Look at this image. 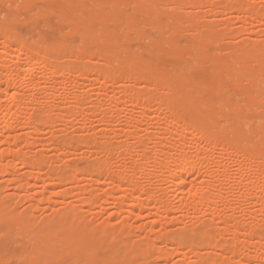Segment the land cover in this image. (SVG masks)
Here are the masks:
<instances>
[{
  "label": "bare ground",
  "instance_id": "1",
  "mask_svg": "<svg viewBox=\"0 0 264 264\" xmlns=\"http://www.w3.org/2000/svg\"><path fill=\"white\" fill-rule=\"evenodd\" d=\"M25 1L22 14L26 18L21 23L17 20L16 24H19L17 29L0 26V71L3 72L5 70L1 69L10 66L6 69L8 71L6 74L0 73V83L5 84V88H0V93L10 99V104L2 107L0 114L2 115L0 120L3 121L1 132H8L14 127V122L18 123L20 116L24 117L23 114L29 106L27 103L29 100V102L33 100L36 107L31 109L33 111L26 118L25 124H33L39 117H42V114H45L46 118L43 117L41 120H46L48 117L49 121V117L52 116H49V110L48 115L46 114L47 108L50 109L53 106L51 102L47 101L46 94L39 100L36 96L34 97L39 86L38 82L32 81L31 78L36 74L38 62L45 64L44 62L48 60L52 64L51 61L56 60L57 62L60 55H64L68 59V64L64 65L65 68L63 67L66 74L72 73L74 67L78 65L80 69L76 77H81L82 72L92 69L95 75L103 78V83L114 81L116 78L124 80V82L127 81L131 85L142 82L141 88L126 90L117 98L113 96L115 99L109 97L112 98L111 106L116 110L111 117L99 112V121L108 124L107 131H109L115 116L120 115L118 112L120 113L123 105L128 101L132 102L136 112L130 122L132 129H129L130 134L128 135L129 137L131 135L132 139L134 138L138 143L135 142L137 145L133 152H127V163L115 171L116 177L114 178L110 176V173L114 171L109 166V146H101L102 149L99 153L101 156L94 160L90 171L88 170L94 181L99 177L110 178V184L121 192L119 208L125 212L130 213L126 201H130L135 208H140L143 205L147 208L153 204L158 216L162 217H168L169 212L174 208L169 202L162 199L159 190L157 192L158 187L156 189L154 186V181L170 183L183 201L182 206L177 208L182 216L175 218V222H180L183 226L193 225L197 222V216L200 213L204 214V218L210 223L222 224L225 227V231L220 233L217 240L212 241L208 234L201 235V244L199 241L198 243L199 247L203 249L202 253H197L196 242L190 241L191 238L186 237L190 242H187L188 245L185 248L193 256L192 263H217L222 250L232 244L231 246H236L234 250H226L236 252V256L240 257L239 260H254L257 264H264V32L258 34L260 38H253L250 44L243 42L238 46L229 45L225 47L223 53L218 54L216 50L221 38L225 34L228 37V33L230 37V34L233 35V33H230L231 31L229 32L225 25L223 28L222 26L218 27L217 24L203 23L197 19L194 12L195 9L200 10L208 7L209 9L206 8V11L202 10L206 15L212 8L221 4L224 10L221 9L223 11L220 13L224 14V12L234 10L239 14L235 15L234 19L263 25L264 4L252 8L248 4L251 2L247 0H226L225 2L223 0L219 2L220 4H216L212 0H133L135 6L131 7V2L128 0H62L63 6L61 5L62 7L59 8L53 3L61 0H45L39 8L38 3L31 0ZM109 3L113 7L107 10L105 5ZM165 4L166 6L167 4L172 5L179 10L169 11L170 13L167 15L165 14L167 9L163 10ZM214 4H216L215 7ZM249 7L252 11L249 10ZM38 9L44 14L42 21L44 23L46 21L45 25L49 26L44 39L45 48L43 45H40L41 48L38 47V41V45L34 41L33 44L26 43L21 34L23 31H33L32 29L36 27L33 25L31 14L34 11H39ZM248 11H250L249 15ZM5 13L7 12L3 11V14ZM79 13H83V15H79ZM154 13H156L155 19L160 21L158 26H155V28L157 27L155 31H160L159 34L162 33L161 40L164 39L165 42L162 43L161 40L157 42L147 36L150 40V48L147 51L145 49L143 54H134L130 45L131 41L123 40L117 24L125 21L129 24L128 29L133 28L131 31L138 32V22L142 21L145 24L144 22H148ZM243 13L245 18L240 17ZM12 17L14 18V14ZM81 17H84L83 21L80 20ZM56 18L61 25H68L69 36L62 37L58 34L61 26L54 24ZM147 24L149 25V22ZM12 25L10 26L12 27ZM226 31L228 32L226 33ZM186 32L189 34L185 35ZM164 33L168 34L166 38ZM76 36H81L82 41L72 48L70 41ZM181 37L184 39H179ZM184 41H186V45H183ZM12 49L15 50L12 56L16 58L14 61L10 59L12 55L10 50ZM57 55H59L58 58ZM22 56L26 61L19 58ZM91 56L105 60L103 62H107L106 66L108 67H94L92 64L90 66L88 61ZM112 60H115L114 63L119 66L116 67L112 62L109 64ZM9 62L12 63V66L8 65ZM54 64L57 63L54 62ZM56 66L55 68H57ZM55 68L51 70V74L55 73ZM20 81L31 91L29 94L31 96L27 95L29 100L27 96L18 97L14 92V87ZM43 88L49 95L55 91L53 85H46ZM32 96L34 99L31 100ZM235 96H240L238 102L234 99ZM259 98L261 99L260 103L258 102ZM80 101L79 97H76L71 107H78ZM31 105L29 107L34 106ZM151 106H155L153 113L156 120L150 124V127L145 128L143 125ZM71 107L68 108L71 109ZM38 108L42 110L39 113ZM62 116L61 114L60 117L62 118ZM60 117L56 119L62 120ZM220 118L230 123L225 129L223 126L219 127L218 120ZM41 120L39 118L40 122L38 123L44 122ZM238 121H247L246 125H248L250 135H246L243 125L237 123ZM149 128H152L153 131ZM226 130L230 131L233 137H227L226 132L228 131ZM148 131L159 139L153 142H144L142 138V140H138L140 132ZM9 136L6 139H9ZM57 138L59 139L58 136ZM70 139L66 140L69 144L71 143ZM172 139H175V142H172ZM23 142L29 146L34 145L30 133ZM64 148L59 149L66 152V148L65 150ZM127 149H131V145L122 140L115 154L127 151ZM18 152L19 149L14 155H17ZM35 153H32L31 150L28 153H22L18 158L20 167L28 168L29 171L34 168L38 169L40 161L46 166L53 163L49 157L41 159L38 157V152ZM68 153L67 155H69ZM229 155L231 156L227 158ZM16 163L14 161L12 164L8 163L2 169L0 168L1 175L9 174L15 168ZM227 163L233 165V169L229 173L225 168ZM58 165L49 166V168L52 167L55 172ZM64 167H59L58 170L64 169ZM249 167L252 168V172L246 173L245 171ZM64 173L67 174V171ZM30 174L29 176H31ZM60 175L58 174L57 177L53 173V176L57 178L48 175L45 185H54L56 181L65 183L69 180L68 176H63V173L62 176ZM140 178L143 179L144 184H141ZM21 184L20 186L27 192L29 187L26 189L25 186H28V182H25V185ZM92 188L93 186H91ZM184 191L189 195L186 198L183 194ZM142 195H145V198L139 200ZM157 196H161V198H157ZM92 197L86 196L84 199L93 205L94 196ZM189 197L190 199H188ZM86 201H82V204ZM252 201L253 208H250L248 206ZM232 210H239L242 217L234 218ZM72 215L73 211H68L60 218L53 214L52 217L55 216L56 219L51 217L44 220L46 216L42 219L45 221L44 223L40 220L43 227L39 226L40 223L38 227H35L22 218L0 215L1 225L2 223L6 224L2 225L3 230H1L6 233L0 232L9 237L10 235L7 234L11 233L12 237V233L16 234V231L21 238L28 235L33 246H31L33 250L30 251H34L31 252L33 254L31 259L39 264L43 260L49 261L50 264L53 261L58 263L65 258L71 260L69 264H78L77 261L80 257H85L91 264H98L102 259V264L104 261H107L106 264H126L128 259L142 254L139 247L146 240L135 239L131 245L124 247V250L120 248L119 252L122 250V255L118 262H110L107 257L104 260L105 258L102 257L104 254L107 255L105 243L120 237L126 231L127 223L123 222L115 228H109L103 224V231L100 235H96L92 232L89 223L86 224ZM40 227L42 233L38 230L41 229ZM230 234L232 238L228 236ZM159 237L161 239L162 235ZM196 240H198L197 236ZM187 243L186 240L179 237L176 240H171L168 246H159L156 251L159 253V257L166 258L168 256L166 250L173 249L175 252ZM146 247L147 249L152 248V244L146 243ZM210 250L216 251L214 256L210 254ZM246 250H252L253 253L249 252L248 254L245 252ZM26 259L27 256L24 260ZM63 260L62 262H64ZM178 264L188 263L181 259Z\"/></svg>",
  "mask_w": 264,
  "mask_h": 264
},
{
  "label": "rangeland",
  "instance_id": "2",
  "mask_svg": "<svg viewBox=\"0 0 264 264\" xmlns=\"http://www.w3.org/2000/svg\"><path fill=\"white\" fill-rule=\"evenodd\" d=\"M22 1L1 0V4H0L1 27L12 28L13 30L14 29L16 30L19 25L16 24L17 20L20 23L25 20L26 17H23L22 8L24 7V2L26 3V1L25 0ZM31 1L35 2L36 4L38 3V7L40 8L45 0H31ZM128 1L131 2L130 3L131 7L135 6L133 0H128ZM212 1L215 2L216 4L217 3L220 4L219 2H222L223 0H212ZM225 1L226 0H224V2ZM247 1L251 2L248 4H250L249 6H252V8H257L258 6L264 4V0H247ZM216 4H214L213 6L215 7ZM53 5L60 8L63 6V1L62 0L55 1ZM219 6L222 7L219 8ZM111 7H113L111 3L105 5V8L107 10L111 9ZM165 8L167 9L165 14L167 13L169 14L170 13L169 11L172 12L173 10H179L178 8H175L174 6L172 5L170 6L168 4L167 6L165 4L163 10H166ZM205 9L201 8L200 10L199 9L194 10L198 20L202 21L203 23H207L209 25L217 24L218 27L219 26L223 27V25H225L229 29L228 31L229 32L231 31L230 33H233V35L230 34V37L228 33V37H226L227 34H225V36L221 38V41L219 42V46H218L219 50L218 49L216 50L218 54L223 53L225 51V47L229 45L238 46L240 44H243V42L246 44H250L253 41V38L257 39L260 36L258 34L264 32V24L258 25L253 22L246 23L247 20L246 22H242L234 19L235 15L237 16L239 15L234 10L233 11L231 10L232 13H229L231 11L224 12V14L222 12L220 13V11L224 10L223 5L221 4L215 8H212V10H210V12L211 11L212 12L210 13L208 11L207 13L209 14L206 15H204L202 11V10L204 11L207 10ZM218 9L219 11L217 12ZM38 10L39 11H34L35 14L34 12H32L31 14L32 20L34 21L33 25H36V27L32 29L33 31H28V32L23 31L21 34H22V39L26 43L33 44L34 42H36L37 44L39 42L38 47L41 48V46L43 45L45 48L46 46L44 44V39L46 34L48 33L49 26L45 25L47 24L46 21L45 23L42 21V19H44L43 17L44 14L40 11V9ZM187 10H189V8H187ZM249 10L252 11L250 7ZM3 11L7 13L3 14ZM250 11L247 12L248 15ZM244 13L246 15V11ZM244 13L240 15L241 18H245ZM12 14H14V18L12 17ZM155 14L156 13H154L150 18V20L148 21L150 26L147 24L148 22H144L148 26L143 24L142 21L138 22V32L131 31L133 30V28L128 29L129 24L125 21L117 24L119 32L122 34L123 40L129 39L131 41L130 45L132 47L131 49L134 54H138V55L143 54L145 52V49L147 51V49L150 48L149 46L150 40H148V37L149 38L152 37V39H154L157 42L161 40L162 33L159 34L158 32L160 31H155L157 29V27L155 28V26H158V22H160L155 19L156 17ZM79 15H83V13H79ZM80 20L83 21L84 17H81ZM54 21H55L54 24L56 26H61L60 27L61 30L59 29L58 34L62 37L69 36L70 29L68 28V25L66 24L61 25L57 18L54 19ZM10 25H12V27ZM166 29L167 28L165 27V30ZM228 31H226V33ZM187 34L189 33L186 32L185 35ZM167 36L168 34L164 33V37L166 38ZM90 38L93 39L92 36H90ZM179 39L183 40L184 37H181ZM81 41H82L81 36L73 37L70 41L71 42L70 45L73 48L79 45ZM161 41L162 43L165 42L164 39ZM183 45H186V41L183 42ZM14 53H15L14 49L10 50V54H12L10 56V59H12V61L16 59L15 57H12ZM58 57L59 55H57V58ZM19 58L21 59L23 58V60L26 61V59L23 56ZM67 60L68 59L66 56L64 57V55L63 56L60 55V57L57 59V62L56 60H54V62L57 64H54L53 61H51L52 62L51 64L50 62H48V60L44 62L45 64L38 62L37 63L38 65H36V74H34V76L31 78L32 81L35 82L37 81L39 86L38 90L34 94V97L36 96L39 100L41 96H45L46 94L47 101H49V103L51 102V104L53 105L52 108L50 109L47 108L46 110V114L48 113L49 110L50 112L49 116L52 115L49 118L52 120L49 119L48 121V117L46 120L45 119L41 120L43 119V117L46 118L45 114H42V117L39 118L41 122L44 121L43 123H38L40 122L38 121L39 120L38 118V120H36L37 122L36 121L34 122L35 125L34 123L30 125L25 124L24 122L26 121V118L28 117L30 112L32 113L33 111L31 109L36 107L35 102H33L32 100L34 99V97L32 96L33 97V98L31 97L32 102H29L30 98H28L27 95L31 94V91L30 89L25 87L22 81L18 82L17 85L14 87V92L18 97L27 96V99L29 100L27 103L29 104V106L31 104L34 106L33 107L28 106V108H26L27 110H25L23 114L24 117L20 116V118L18 119V123L17 122L13 123L14 127L8 130L9 133L7 131L1 132L2 131L1 126L3 125V121L0 120V168L2 169L8 163L12 164L14 161L17 162L15 168L11 170L12 172L10 171L9 174L1 175L0 173V215H8L16 218H22L26 220L30 225H35V227L36 226L38 227L40 220H42L46 216L47 217L44 218V220H46L47 218H51L53 214H55V216L60 218L64 216L66 212L73 211L72 216H75L76 218L82 220V222L86 224L89 223L90 227H92L91 229L92 232L96 235H100L101 232L103 231L102 228L104 226L103 224H106L109 228H115L120 226L123 222H126L127 223V226L125 225L126 231L120 237L116 238V240L111 239L110 241L105 243L104 247L107 248L106 249L107 255L105 256L104 254V257H102L105 258L104 260H106L107 257L109 259L108 261L110 262L111 261L118 262L120 256L122 255V250H124L123 249L124 247L131 245V243L135 239L137 240L142 239V241L146 240L145 243H141L139 247L142 251V254L138 255L139 257L135 256L133 258L128 259L126 264H178L181 261V259H184V261L187 262L188 264H195V262L193 263L191 262L193 256H191L187 251V249L185 248L188 245L187 242L190 241L196 242L195 246L198 245L197 253H202L203 249L202 247H199V243L201 244V235L208 234L211 236L212 241L217 240L218 237H220V233H223L225 231V227L222 224L217 225V223L216 224L210 223L209 220L204 218V214H200V213L197 216V222L193 225L183 226L182 223L175 222L174 221L175 218H180L182 216L177 208L182 206L183 201L182 199H180V195L174 191L173 185H171L170 183H166V182L164 183L158 181L156 182L154 181L155 183L154 186L156 187V189L158 187L157 192L159 190L162 199H165L167 202L170 203L172 208H174V210L169 212L168 217L158 216V212L154 209L153 204H150L147 208L144 205L140 208H135V206L131 204L130 201H126L127 208L130 210V213H127L123 209L119 208V201L121 200V192L117 187L112 186L110 184V178L99 177L97 178L96 181H94L93 176L90 175L89 172L91 169V164L94 163V160H96L98 157L101 156V155L99 156V153H100V149H102L101 146L103 145L109 146V156H110L109 166L112 169V171H114L113 173H110V176L112 178L116 177L115 171L121 169L124 166V164L127 163V152L128 151L133 152V150L135 149V145H137L136 143H138L137 140L135 141L134 138L132 139L131 135L130 137L128 135L130 134V132H128L130 131L129 129H132V127L130 126V122L133 119V116L136 112V109L134 108V106H132L133 103L128 101L123 105L121 111L119 110L120 113L118 112V114L120 115H118V117L115 116V120L110 125L111 128L109 131H107V129L109 128L108 124L101 123L99 121L100 118L99 116L101 112L103 113V115H106L107 117L108 116L111 117V115L113 114L115 109L113 106H111L112 103L110 102V100L112 98L110 99L109 97L115 96L117 98V96L118 97L121 96L123 92H126V90L130 91V89L132 88L136 89V87L137 89L141 88L142 82L136 84L137 85L136 86L129 84L127 81L124 82V80L121 81L119 80V78L118 79L116 78L114 81L103 83V78L101 76L95 75L94 74L95 72H93L92 69H87V71L89 70L88 72L84 71L82 72V75H80L81 77H76V75L78 74V70L80 69V66L76 65L72 73L66 74L63 67L65 68L66 66L64 65L68 64ZM103 61L105 60L100 58L97 59V57L94 58V56L93 57L91 56L88 62L89 65L92 64L94 67L105 66L103 68H107L108 67L106 66L108 65L107 62H103ZM111 62L114 63L116 61L112 60L109 62V64H111ZM8 65L12 66V63L9 62ZM54 65L55 66L58 65L56 66L57 68H55ZM114 65H116V67L119 66V64L117 66L116 63H114ZM8 67L10 66L1 69L5 71L3 72L0 71V73L6 74V72H8L6 71ZM54 68H55V73L51 74V70ZM46 85L47 86L53 85V90L55 89V91H53L49 95L47 93V90L44 91L43 88V86ZM0 88L1 89L5 88V84L3 82L2 84L0 83ZM73 97L75 98L79 97V100H81L78 107L77 106L74 108L71 107V105L73 104L72 102L75 99ZM115 97L113 98L115 99ZM234 99L238 102L240 100V96H235ZM260 101L261 99L259 98L258 102L260 103ZM9 104H10V99L5 97L4 94L0 93V109H1L0 114L2 113V109H3L2 107ZM68 107H71L72 111H70L71 109ZM154 110H155V106H151L150 112L148 113V116L145 118V124L143 125L145 128L148 126L150 127V124L156 120V116L153 113ZM39 111L40 112L42 111L41 108L40 109L38 108V113ZM61 114L63 115L62 118L60 117ZM1 116L2 115H0V118ZM59 117L60 119L62 120L65 119V120L63 121L57 120L56 118ZM246 122L247 121H241V122L238 121L237 123L239 124L241 123L243 125L244 131L246 132V135H250L247 128L248 125H246ZM218 124L219 127L223 126V128L225 129L230 123L220 118L218 120ZM223 128L222 130H224ZM149 130H152V128H149ZM29 133L32 136V141L34 142V145L32 144L33 146L31 145L29 146L28 144H24L23 142L24 138H26V136ZM52 133L54 136L52 135ZM139 135L140 138H138V140L142 138L144 142H153L154 140L157 141L159 139V138H155V134H151L149 131L140 132ZM7 136H9V139H6ZM57 136L59 137V139L57 138ZM226 136L231 138L233 137V134L230 131H228L226 132ZM216 137L220 138L219 136ZM74 138H76L77 140ZM67 139L71 140L70 144L73 143L71 146L69 143H67L66 141ZM122 140H124L128 145H131V149H127V151H120L119 153L115 154L118 151L117 150L118 145ZM59 141L62 142L60 143ZM172 142H175V139H172ZM65 143H67V145H65ZM61 145L66 148V152L59 149V148H64ZM18 149H19L18 154L14 155ZM30 150L32 153L38 152L39 154L38 157H40L41 159L49 157L50 159H52L53 163L51 165L46 166L45 164L42 163V161H40L38 162V166H39L38 169L34 168L29 171L28 168L23 169V167H20L21 165L18 162V158L20 155H22V153H28V151ZM67 153L69 155H67ZM230 156L231 155L227 156V158H229ZM55 165H58V168L64 166L67 168L64 167V169L58 170L56 166L57 169L54 172L55 169L53 170L52 167H55ZM45 166L47 167L46 169ZM49 166H52L50 167L51 169L49 168ZM225 168L229 173L233 169V165L231 163H227V166L225 165ZM84 170L86 171L84 172ZM52 171L56 176L58 174L60 175V173H61L60 176H62L63 173V176L66 177L68 176L69 180L65 183L64 181L63 183H61L60 181H56L54 182V185L53 184L45 185L47 176L48 175L53 176ZM66 171L67 174L64 173ZM29 172H31L33 176ZM245 172L246 173L252 172V168L249 167V169H247ZM29 174L31 176H29ZM20 182L24 185L25 182H28V186L27 185L25 186L26 189L29 187L27 189V192H25L24 189L20 186L21 184ZM140 182L141 184H144L142 178H140ZM91 186H93L92 189ZM183 194H185L184 196L185 198L189 196L185 191L183 192ZM157 195H159V193H157ZM86 196L88 197L94 196L93 205L87 202L86 201L87 199H84V197L86 198ZM161 196L160 197L157 196V198H161ZM144 198L145 195H142V198H140L139 200H143ZM83 199L86 201V203L84 204H82V201H84ZM188 199H190V197ZM248 207L253 208V201L249 203ZM231 213L233 217L236 219H240L242 217L240 216L239 210H232ZM55 216L52 218L56 219ZM44 220H42L43 223L45 222ZM43 223L41 222L39 226L43 227L42 225ZM2 225L5 226L6 224L2 223ZM2 225L0 223V231L3 230ZM38 230L40 231L42 230V228ZM16 232H17L16 234L12 233V237H11V233L7 234L10 235L9 237L6 236V234H3L6 232H3L2 234L0 232V252L1 251L3 252V253L1 252L0 255V264H39L31 259L32 258L31 256H33V254H31L32 251L30 250H33V248H31L32 241L29 240V237H27L28 235L24 236V234L22 233L25 238L24 239L23 237L22 238L19 237L18 231ZM40 232L42 233V231ZM160 235H162L161 239H159ZM183 235L185 237H182ZM196 236L198 237V240H196ZM228 236H231V234ZM179 237L186 240L187 244H185L184 247H181L178 251L175 252L173 251V249L166 250V252L168 253V256L166 258H162L158 256L159 253H157L156 250L159 246L160 247L168 246L171 240L173 239L176 240ZM186 237L188 238L190 237L191 238L190 241L187 240L188 238L186 239ZM165 242L167 244L163 245V243ZM146 243L152 244V248L147 249ZM231 245L227 246L226 249H229V251L234 250L236 246L233 247ZM25 247L26 249H24ZM120 248H122L121 252H119ZM226 249L222 250L218 262L214 264H257L254 260H239L240 257L236 256V252H228V250ZM5 251H7V253L4 254ZM27 252L28 253L30 252L29 254L31 255L29 254L27 255L26 254ZM215 252L216 251L210 250V254L213 256L215 255ZM245 252L246 253L248 252V254L249 252L253 253L252 250L251 251L246 250ZM21 254H23V256L25 255V257L27 256L26 259L27 261L24 260L25 257L21 256ZM14 255L16 256L14 257ZM18 255L20 256L18 257ZM28 256H29V260H28ZM62 260L61 262L58 263H56L57 261H53L51 262V264H69L71 261L70 259L65 258V260H63L65 262L64 263L62 262ZM101 261L98 264H102L103 261L102 262ZM48 262L49 261L45 262L43 260L41 264H47ZM77 262L78 264L89 263L88 259L86 260L85 257H80V259ZM106 263L107 261H104V264ZM89 264H91V262ZM201 264H205V263L202 262Z\"/></svg>",
  "mask_w": 264,
  "mask_h": 264
}]
</instances>
